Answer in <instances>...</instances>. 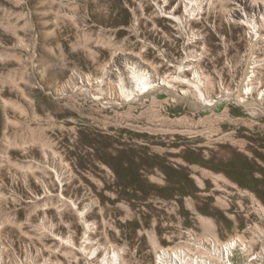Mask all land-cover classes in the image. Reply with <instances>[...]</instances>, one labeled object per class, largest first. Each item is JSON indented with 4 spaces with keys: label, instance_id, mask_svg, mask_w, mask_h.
Listing matches in <instances>:
<instances>
[{
    "label": "rangeland",
    "instance_id": "1",
    "mask_svg": "<svg viewBox=\"0 0 264 264\" xmlns=\"http://www.w3.org/2000/svg\"><path fill=\"white\" fill-rule=\"evenodd\" d=\"M263 179L264 0H0V264H264Z\"/></svg>",
    "mask_w": 264,
    "mask_h": 264
},
{
    "label": "bare ground",
    "instance_id": "2",
    "mask_svg": "<svg viewBox=\"0 0 264 264\" xmlns=\"http://www.w3.org/2000/svg\"><path fill=\"white\" fill-rule=\"evenodd\" d=\"M241 1H244V0H240V2ZM192 9H193V6L191 4H188L187 12L189 13V17L192 16V14H194V13H192L193 12ZM177 19L179 21H181L180 17H177ZM147 79L149 80V83L143 84L142 87H139L137 89V91L132 94L133 96L130 99L128 98L126 100H132L135 98L138 99L141 96H144L145 94H147L149 92L158 93L160 91L166 90V84L163 81L159 80L157 77L151 75V76L147 77ZM153 81H158V82L152 85ZM196 86L199 89V91L201 92L202 103L204 105L210 104L211 107H215L219 101H217V102L207 101L206 98L204 97V88H203L202 84L197 83ZM127 96L129 97V95H127ZM224 98H227V96H224ZM224 98L222 97L221 100H223ZM263 184H264V179H263ZM87 228H89V227H87ZM119 254H117L115 256V264H123L122 259L120 257L121 255H119ZM196 262L197 261L195 259H193L192 257L190 258L185 251L179 250L176 252H168V251L162 252V254L160 255L159 264H195Z\"/></svg>",
    "mask_w": 264,
    "mask_h": 264
}]
</instances>
